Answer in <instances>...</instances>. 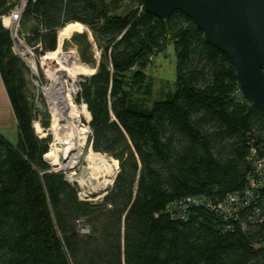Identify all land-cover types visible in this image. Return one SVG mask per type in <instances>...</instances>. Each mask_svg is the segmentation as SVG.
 <instances>
[{
    "label": "trees",
    "instance_id": "obj_1",
    "mask_svg": "<svg viewBox=\"0 0 264 264\" xmlns=\"http://www.w3.org/2000/svg\"><path fill=\"white\" fill-rule=\"evenodd\" d=\"M17 2L0 0V76L19 134L17 146L0 135V264H264V222L224 221L206 205L185 219L169 211L191 198L218 204L250 185L264 114L241 102L232 60L187 15L159 20L143 0L30 2L18 34L36 55L56 51L59 31L73 23L102 52L79 97L91 113L89 146L119 170L101 203L82 201L45 160L52 138L35 131L29 70L2 23ZM170 44L178 89L151 109L132 106L128 88L142 87L150 58ZM41 123L49 128L48 113Z\"/></svg>",
    "mask_w": 264,
    "mask_h": 264
},
{
    "label": "water",
    "instance_id": "obj_2",
    "mask_svg": "<svg viewBox=\"0 0 264 264\" xmlns=\"http://www.w3.org/2000/svg\"><path fill=\"white\" fill-rule=\"evenodd\" d=\"M143 6L159 20L175 12L187 15L232 60L241 102L264 114V0H143Z\"/></svg>",
    "mask_w": 264,
    "mask_h": 264
},
{
    "label": "rangeland",
    "instance_id": "obj_3",
    "mask_svg": "<svg viewBox=\"0 0 264 264\" xmlns=\"http://www.w3.org/2000/svg\"><path fill=\"white\" fill-rule=\"evenodd\" d=\"M84 35L87 36L85 42L82 41V38L84 37ZM75 37H78V39L74 40ZM15 39L17 40L20 39L22 43L26 45V47H28V45L25 44L24 41L20 38V34H18L17 37H14V42H15ZM61 43H62L60 45L61 51L63 52H67L69 50L75 51L78 54V58H79L78 62L89 67L91 70H94L96 73L99 62L101 61V58H102V52L99 49L97 43L93 41L91 32L86 27L84 29V32L75 31L73 32L70 38L62 40ZM28 49H30V52H31L30 53L31 56L29 57V59L32 58L35 62V65L37 66V68L35 69L28 67L26 60L21 56V53L19 52V50L13 53L16 56H19L22 58V61L24 62L25 67H27L29 70L28 78H29L30 89L33 90V93L35 95H40L43 99V100H38V101L36 100L38 119L35 122H39V125L41 128V134L39 133L37 134H39V136L42 137L43 139L49 136L52 138V134L50 132L51 124L48 129H45L43 128L42 123H41L46 113L50 115V120H51V112L49 110L47 100L43 96L44 94L43 90L44 88L48 87L50 84V80L48 79L46 75H48L49 73H52V70H55L57 66L55 65L54 61L48 62L46 63L45 66H42V60H43V57L46 56V54L39 57L38 55L34 53V51L30 47H28ZM176 55L177 54H176V49L174 45L170 44L168 45L166 49L163 50L162 53L155 54L154 56H152V58H150L149 60L151 63L144 71L146 78H145V82H143L142 87L139 86L138 84H135V85L132 84V80L130 77L132 76L133 72L136 71V69L133 68L131 70L132 73L129 74L130 79H128L129 80L128 84H130V86L131 85H134V86H132L131 88H128V96H129L130 104L132 106H136L137 108H142V109L143 108L151 109L153 107L154 102H164L165 100L170 98L172 95H174V93L178 89L177 82H176V73H177L176 71L177 56ZM86 77H90V76L86 75V76H82L78 78L76 82L77 88H82L81 86L82 84L85 83ZM35 82H38V84H35ZM74 98H75V102L79 109L80 108L82 109L83 107H85V109L89 111V109H87L86 104L82 103L79 95L76 94ZM8 105L10 106V103H8ZM90 116H91V113H90ZM80 120H81V125L83 127L90 128L89 123L91 122V120L88 122L84 118ZM0 126H1V123H0ZM4 134L3 135L7 137V140L10 141V143L12 142L14 145H16L17 132H15L14 130H10ZM90 137L91 135H89V138ZM89 138H88V142H89ZM50 144L52 145V141ZM89 148L91 147L89 146V143H88V146L86 147V152L88 151ZM104 156L109 161V163L112 164V162H110L112 159L108 157L107 155H104ZM49 166L51 165L49 164ZM51 169L52 171L56 173L62 172L66 176L67 180L72 185L78 187L79 190H82L84 194L87 195V198H88L87 200L90 203L91 202L101 203L102 200L105 198V196L109 193V191L114 186L113 185L114 182L112 183V185L104 186V184L102 183V181L104 180L102 175H100L97 180L91 181V183H89L88 185L82 186L80 183V180L83 179L87 181L89 180L91 176L90 175L91 171L88 170V164H86L85 158H83L79 162V166L76 167V169L74 170L66 171L64 169H58L53 166H51ZM108 179L110 181L113 180V178H108Z\"/></svg>",
    "mask_w": 264,
    "mask_h": 264
},
{
    "label": "bare ground",
    "instance_id": "obj_4",
    "mask_svg": "<svg viewBox=\"0 0 264 264\" xmlns=\"http://www.w3.org/2000/svg\"><path fill=\"white\" fill-rule=\"evenodd\" d=\"M4 23L7 25V20ZM84 29L85 27L78 23L64 27L59 31L58 49L46 54L42 60V66L53 61L57 66L55 70H52V73L46 75L50 84L43 90L51 112L50 132L52 134V145L49 152L45 154V160L55 168L68 171L76 169L79 162L85 158L91 176L87 181L81 179V185L86 186L102 175L104 178L102 183L104 186H109L114 182L119 163L115 159L110 161L112 164L109 163L103 154L95 153L91 148L86 152L91 131L81 125L80 119L84 118L88 122L91 120V116L85 107L78 108L74 98L77 93L78 78L86 75L93 76L95 71L78 62V54L75 51L63 52L60 50L62 40L70 38L75 31L84 32ZM15 43L28 67L37 68L34 60L29 59L30 49L17 39H15ZM34 127L35 131L41 134L38 122H35ZM108 178H113V180L110 181Z\"/></svg>",
    "mask_w": 264,
    "mask_h": 264
},
{
    "label": "built area",
    "instance_id": "obj_5",
    "mask_svg": "<svg viewBox=\"0 0 264 264\" xmlns=\"http://www.w3.org/2000/svg\"><path fill=\"white\" fill-rule=\"evenodd\" d=\"M38 0H18L14 8L10 11L6 17H3V27L7 29L12 37V51L17 52V45L14 42V37L18 36V32L21 27V20L26 12V9L30 2H36ZM7 20V25L5 21ZM19 42L22 43L20 39ZM38 84V82H35ZM82 88H77V95H81ZM44 96V94H43ZM40 98V99H39ZM45 98V97H44ZM35 100H43L40 95L35 96ZM82 103L84 100L81 99ZM39 123V122H38ZM40 126V125H39ZM90 129V128H89ZM91 131V130H90ZM39 135V134H38ZM92 135V131H91ZM40 137V136H39ZM43 139L42 137H40ZM253 146V145H252ZM249 157H251L252 165L254 168L253 174L248 177L250 180L249 187L241 193L236 195H229L223 202L218 204H212L204 198H191L180 202V204H173L169 207V211H173L175 216L180 218H186L185 213L193 206L195 207H207L211 211H216L222 216L224 221H235L237 222L240 215L244 214L246 220L251 224L264 222V141L259 146H253L250 150ZM78 198L82 201H87V195L82 190H79ZM178 210L179 213L176 214ZM243 229L246 230V223L243 224ZM79 231L81 234L88 235L90 230L88 227L81 226Z\"/></svg>",
    "mask_w": 264,
    "mask_h": 264
},
{
    "label": "crops",
    "instance_id": "obj_6",
    "mask_svg": "<svg viewBox=\"0 0 264 264\" xmlns=\"http://www.w3.org/2000/svg\"><path fill=\"white\" fill-rule=\"evenodd\" d=\"M8 103H10V106L8 105ZM0 123H1L0 135H3L4 133H7V131L10 130H14L15 132H17V143H16L17 145L19 142V134H18L16 118L11 107V102L8 99L7 92L5 90L3 79H1V76H0ZM5 138L7 139V137Z\"/></svg>",
    "mask_w": 264,
    "mask_h": 264
}]
</instances>
